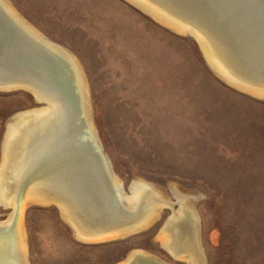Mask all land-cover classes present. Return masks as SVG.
<instances>
[{
  "label": "rangeland",
  "instance_id": "rangeland-1",
  "mask_svg": "<svg viewBox=\"0 0 264 264\" xmlns=\"http://www.w3.org/2000/svg\"><path fill=\"white\" fill-rule=\"evenodd\" d=\"M9 1L81 62L90 118L125 188L149 182L175 204L171 186L199 192L207 264H264V100L226 86L191 39L123 0ZM42 106L24 91L0 92V145L9 117ZM8 214L0 207V221ZM60 215L24 209L29 264H118L137 249L188 264L155 238L167 208L149 231L100 244L77 240Z\"/></svg>",
  "mask_w": 264,
  "mask_h": 264
},
{
  "label": "bare ground",
  "instance_id": "bare-ground-1",
  "mask_svg": "<svg viewBox=\"0 0 264 264\" xmlns=\"http://www.w3.org/2000/svg\"><path fill=\"white\" fill-rule=\"evenodd\" d=\"M135 1L153 15L165 18L164 25L169 24L180 33L193 34L195 25L204 29L199 24L208 26L206 20L212 19L210 38L201 33L202 29H199L201 32L195 29L199 42L209 51L205 55L211 65L240 91L264 97V60L256 57L254 48L259 46L251 41L253 34L263 35L256 28L260 19L253 9L264 4L258 2V6H252V0H245L244 9L236 8L240 18H244L245 27L241 28L236 19L232 21L235 27L219 20V13L206 0ZM226 35L230 39L224 38L223 46H219L215 37ZM236 40L243 42L241 47L234 45ZM261 46L264 52V45ZM29 52L34 56L32 64L22 58ZM25 60L31 69L28 77L24 71ZM45 68L49 71L47 76L41 71ZM18 70L24 71L22 78ZM3 91H24L43 106L19 111L5 124L0 145V206L11 212L5 221H0V264H29L24 209L32 204L57 207L73 236L86 243L126 239L137 229H147L162 218L167 208L170 215L156 240L176 260L207 264L201 243V221L196 211L201 194L173 185L170 191L175 204L156 185L133 180L126 193L114 200L111 191L118 192L120 179L101 151L90 118L89 85L81 62L71 51L40 32L9 0H0V92ZM68 142L72 147L66 154ZM85 176L89 184L104 186L106 183L112 196L97 185L88 196L90 190L82 187ZM68 182L81 192L74 198L69 195ZM109 204H112L109 213L101 212ZM118 264L169 263L137 249Z\"/></svg>",
  "mask_w": 264,
  "mask_h": 264
},
{
  "label": "water",
  "instance_id": "water-1",
  "mask_svg": "<svg viewBox=\"0 0 264 264\" xmlns=\"http://www.w3.org/2000/svg\"><path fill=\"white\" fill-rule=\"evenodd\" d=\"M128 6H130L131 8H133V9H135V10H137L138 12H140L144 17H146V18H149V19H151L154 23H156L157 25H159L160 27H163L164 29H166V30H169L171 33H174V34H176V35H179V36H181V37H186V38H189V39H191L193 42H194V44L196 45V47L198 48V50H199V52H200V54H201V57H202V60H203V62L205 63V65H206V67L210 70V72H212L218 79H220L226 86H228V87H230V88H232V89H234V90H237V91H240L238 88H236L235 87V85L234 84H232L233 82H231L227 77H225L226 75H223V74H221V72H219L220 70L218 69V71L216 70V69H214V67L211 65V62H210V59L205 55V53H208L209 51H208V49H205L204 48V46L199 42V40H198V38L196 37V36H198L199 34H198V31H200L199 29H202V28H199V27H197L196 25H195V27L197 28V30H195V29H193V31H194V33L192 34V33H189V34H185V33H183L182 31H181V33L180 32H178V30H175V29H173L172 28V26L171 25H164V23H165V18H161L160 16L159 17H157V16H155V15H153L149 10H147L146 8V6H144V5H142V4H139V3H137L135 0H123ZM207 2H208V5L209 6H213V8L219 13L218 14V17H219V20H221V21H224V22H227L229 25H231V26H234V23H232V21H233V19H236L237 21H239L240 22V27L241 28H243V27H245V25L242 23V21L244 20V18H240L241 16H240V14L237 12V10H236V8L238 7V6H241V8H243L244 9V6L242 5L243 3L242 2H244L245 3V0H228L229 1V3L228 2H226L227 0H206ZM261 0H252V6L253 5H255V6H258L260 3H258V2H260ZM148 12H147V11ZM254 10V12H256L257 13V18H259L260 20H259V26H255L257 29H258V31H261V33L263 34V35H261L260 33L259 34H253V39L251 40V41H256V44L259 46V48H254L255 49V51H254V54L256 55V57H260L262 60H264V52L261 50V48H262V46L261 45H264V42L262 41V39H264V25H263V23H261L262 21L261 20H263V22H264V5H262V6H259L257 9H253ZM258 16H262V17H258ZM237 17V18H236ZM208 18H209V16H208ZM163 21H164V23H163ZM206 23L208 24V26L207 25H205V26H202L201 24H199V23H196V24H199V26L200 27H203L204 29H202V31L204 32H201L203 35H206V38L208 39V38H210V35L212 36V30H213V27H214V23H212V19H210L209 18V20H206ZM235 27V26H234ZM186 33H188V32H186ZM239 37H241V38H243L242 36H239ZM224 38H229L230 39V36L229 35H226V36H216L215 37V41L216 42H218V44H220L219 46H223V43H221V41H223V39ZM243 44V42L242 41H240V40H236V42L234 43V45L235 46H237V47H241V45ZM207 50V51H206ZM34 52V51H33ZM21 54H23V52H21ZM20 54V57H22V55ZM35 55H36V52L34 53ZM23 59H28V62H31V64H32V62H33V59H34V56H33V53H28L27 54V56L25 55L24 57H22ZM19 59V58H18ZM241 61H242V59H240ZM35 61H38V60H35ZM243 62V61H242ZM38 64V63H37ZM24 66H25V72H26V76L28 77V75H29V70H31L29 67H28V65H27V63H26V60H25V63H24ZM36 69H39V67L37 66V67H35ZM24 71H21V70H18L17 71V73H18V76L20 77V78H22L20 75H21V73H24ZM44 74H45V76H47V73L49 72L46 68L45 69H42L41 70ZM40 79H42V80H45V77H44V79L43 78H41V77H39ZM50 81V80H49ZM240 92H242V93H245V92H243V91H240ZM245 94H247V95H251V96H253V97H256V98H259V99H262V100H264V97H261V96H256V95H253V94H249V93H245ZM30 95V94H29ZM32 98H33V96L32 95H30ZM70 99V98H69ZM71 100V99H70ZM33 103H36L35 102V100H34V98H33ZM36 104H38V103H36ZM74 114L76 115V110H74ZM90 117H91V105H90ZM96 136H97V131H96ZM97 139H98V141H99V143H100V147H101V151L107 156V158L109 159V157H108V155L104 152V150H103V147H102V145H101V142H100V140H99V137L97 136ZM70 147H72V143H70V142H68V143H66V146H65V149H66V154L67 153H69L70 152ZM109 165H110V167H111V169H112V171L115 173V171L113 170V167H112V164H111V161H110V159H109ZM117 175V174H116ZM89 178L87 177V176H85L84 177V183H82V187L84 188V189H86V191L87 190H90V192H88L87 191V195L88 196H90V194H91V188H94V185H97L98 187H99V189H101V190H104V191H108V194L109 195H111V192L113 193V196H114V200L116 199V197H117V195H119L120 196V198L126 193V188H125V185H124V181L123 180H121L120 178V185H121V187H120V189L117 187V191L118 192H114L113 190L111 191V190H109L108 189V187H107V185H106V183L104 184V186H100V184H89V182H86V180H88ZM139 181V180H138ZM96 182H97V180H96ZM143 182V181H142ZM130 185V184H129ZM67 187H69V189L71 188V190H69L70 191V194L69 195H72L73 196V198L76 196V195H79L81 192H80V190L79 189H77L76 187H74L73 185H71V183L70 182H68V185H67ZM129 187L130 186H128V188L127 189H129ZM111 191V192H110ZM112 196V195H111ZM112 204H109V205H107V206H105L104 205V207H102L101 209H102V211L101 212H103V213H109V211H110V209H111V206ZM87 206H88V208H89V211H91V212H93V210H91V206L87 203ZM1 208H3L2 206H0ZM54 208H56L57 209V211L59 212V215H60V211L58 210V208L57 207H54ZM4 209V208H3ZM10 209V208H9ZM96 209V208H95ZM5 210H8V209H5ZM11 212V211H10ZM97 215H98V213L95 215V218H97ZM99 215H100V218H104V216L101 214V213H99ZM60 217H61V215H60ZM63 221V220H62ZM157 221H159V219L158 220H156L155 222H153L147 229H143V230H140L139 231V229H137L133 234H131V235H129V236H134V235H138V234H140V233H143V232H147V231H149L150 229H152V227L155 225V223L157 222ZM64 222V221H63ZM64 224L69 228V230H70V232H71V234H72V236H73V233H72V230L70 229V227L64 222ZM129 236H126L125 238H127V237H129ZM74 237V236H73ZM117 240H120V239H113L112 241H117ZM80 242H82V241H80ZM103 242H107V241H100V242H96V243H89V244H100V243H103ZM83 243H86V242H83ZM170 255V254H169ZM170 257L172 258V259H175V258H173L171 255H170ZM176 260V259H175Z\"/></svg>",
  "mask_w": 264,
  "mask_h": 264
}]
</instances>
